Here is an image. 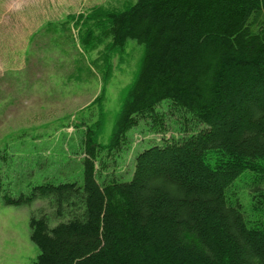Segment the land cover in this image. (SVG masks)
Returning <instances> with one entry per match:
<instances>
[{
    "label": "trees",
    "instance_id": "16d2710c",
    "mask_svg": "<svg viewBox=\"0 0 264 264\" xmlns=\"http://www.w3.org/2000/svg\"><path fill=\"white\" fill-rule=\"evenodd\" d=\"M86 20L84 44L103 49L92 63L101 85L86 107L97 120L83 129L82 183H45L5 201L45 199L65 218L50 227L30 217L32 264H264V214L247 226L225 198L242 172L264 173V0H137L123 11L94 7ZM129 39L144 54L103 144L111 61ZM164 100L191 129L138 153L129 181L102 174L139 119L161 130Z\"/></svg>",
    "mask_w": 264,
    "mask_h": 264
},
{
    "label": "rangeland",
    "instance_id": "374dc122",
    "mask_svg": "<svg viewBox=\"0 0 264 264\" xmlns=\"http://www.w3.org/2000/svg\"><path fill=\"white\" fill-rule=\"evenodd\" d=\"M136 1L0 0V264H32L37 257L30 240L32 215L46 216L50 227L65 220L54 216L45 199L20 206L5 201L29 195L45 183L81 185L83 129L97 120V110L86 107L101 85L92 63L103 49L98 45L91 51L84 44L83 32L90 25L86 17L94 7L123 11ZM78 14L82 18L76 23ZM92 32L96 43L100 31ZM143 54V45L129 39L112 58L100 143L108 142L124 91L136 78ZM157 111L161 130H149V120L139 119L126 134L127 149L116 162L109 159L102 174L129 181L138 153L191 129L188 114L170 100L162 101ZM263 193L264 173L247 170L228 185L225 198L229 205L238 204L247 226H253L264 214Z\"/></svg>",
    "mask_w": 264,
    "mask_h": 264
}]
</instances>
